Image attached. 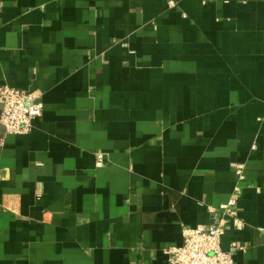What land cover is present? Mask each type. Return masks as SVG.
<instances>
[{"label":"crops","instance_id":"crops-1","mask_svg":"<svg viewBox=\"0 0 264 264\" xmlns=\"http://www.w3.org/2000/svg\"><path fill=\"white\" fill-rule=\"evenodd\" d=\"M4 83L44 110L0 121V264H170L234 162L221 246L264 264V0H0Z\"/></svg>","mask_w":264,"mask_h":264},{"label":"built area","instance_id":"built-area-1","mask_svg":"<svg viewBox=\"0 0 264 264\" xmlns=\"http://www.w3.org/2000/svg\"><path fill=\"white\" fill-rule=\"evenodd\" d=\"M174 5L173 1L169 2ZM0 121L6 132L25 134L31 131L33 120L42 116L44 103L40 94L28 90L0 84ZM238 183L230 199L219 207H210L213 214L211 224L199 226H184V241L181 245H165L162 248L170 264H235L234 252L246 246L232 242V248L224 250L221 246L225 233L226 220H232L234 225L242 227L244 221L239 216L237 208L238 197L242 189L240 182L244 181L245 164L234 162Z\"/></svg>","mask_w":264,"mask_h":264},{"label":"water","instance_id":"water-1","mask_svg":"<svg viewBox=\"0 0 264 264\" xmlns=\"http://www.w3.org/2000/svg\"><path fill=\"white\" fill-rule=\"evenodd\" d=\"M1 111H2V107L0 108V114H1Z\"/></svg>","mask_w":264,"mask_h":264}]
</instances>
